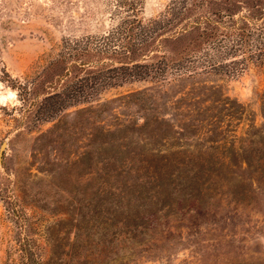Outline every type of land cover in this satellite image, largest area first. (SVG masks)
I'll return each mask as SVG.
<instances>
[{"label": "trees", "instance_id": "1", "mask_svg": "<svg viewBox=\"0 0 264 264\" xmlns=\"http://www.w3.org/2000/svg\"><path fill=\"white\" fill-rule=\"evenodd\" d=\"M111 11L114 19L105 29L62 37L35 79L10 85L22 114L35 107L36 118L46 119L106 87L187 81L160 102L136 89L75 111L95 125L97 184L86 203L96 215L101 245L105 235L113 239L116 264H125L124 255L143 243L158 215L204 211L215 217L223 206L250 212L264 204V89L261 125L236 137L229 126L248 115L243 105L218 84L194 79L233 73L251 61L264 73V0H168L149 17L140 14V0H111ZM114 99L133 101L141 121L110 113ZM157 102L182 117H165ZM182 103L188 106L179 109ZM105 113L112 123H103ZM82 154L89 160V149ZM209 222L224 228L217 219Z\"/></svg>", "mask_w": 264, "mask_h": 264}, {"label": "rangeland", "instance_id": "2", "mask_svg": "<svg viewBox=\"0 0 264 264\" xmlns=\"http://www.w3.org/2000/svg\"><path fill=\"white\" fill-rule=\"evenodd\" d=\"M167 2L140 0V14L153 16ZM113 19L111 0H0V143L6 139L0 159V264H116L115 241L105 235L101 245L96 215L86 203L97 184L96 146L91 140L95 125L75 111L136 89H144V94L160 102L187 81L160 87L131 81L106 87L46 119L36 118L35 107L22 114L17 89L10 85L15 80L35 79L62 37L99 32ZM194 79L218 84L248 112L230 122V134L238 137L246 128L261 125L264 73L258 63L251 61L233 73L210 72ZM123 99L108 104L110 113L141 121L134 111L136 104ZM158 104L165 117H182L168 103ZM187 106L182 103L178 108ZM102 117L103 123L114 120L108 113ZM54 123L57 128L44 134ZM86 149L89 160L82 154ZM221 213L215 217L204 211L169 218L158 215L142 235L143 243L132 246L135 254H125L123 261L264 264V204L250 212L223 206ZM211 219H217L223 230L212 228Z\"/></svg>", "mask_w": 264, "mask_h": 264}, {"label": "water", "instance_id": "3", "mask_svg": "<svg viewBox=\"0 0 264 264\" xmlns=\"http://www.w3.org/2000/svg\"><path fill=\"white\" fill-rule=\"evenodd\" d=\"M5 145H6V139H3L2 142L0 143V159Z\"/></svg>", "mask_w": 264, "mask_h": 264}]
</instances>
